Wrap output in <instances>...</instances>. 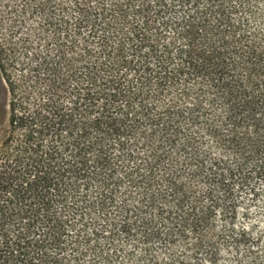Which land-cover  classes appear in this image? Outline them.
<instances>
[{
  "label": "trees",
  "instance_id": "1",
  "mask_svg": "<svg viewBox=\"0 0 264 264\" xmlns=\"http://www.w3.org/2000/svg\"><path fill=\"white\" fill-rule=\"evenodd\" d=\"M62 3L0 42V264H264V0Z\"/></svg>",
  "mask_w": 264,
  "mask_h": 264
},
{
  "label": "rangeland",
  "instance_id": "2",
  "mask_svg": "<svg viewBox=\"0 0 264 264\" xmlns=\"http://www.w3.org/2000/svg\"><path fill=\"white\" fill-rule=\"evenodd\" d=\"M115 1L118 2L119 0ZM62 2L63 7L70 10L74 0H62ZM80 2L84 6H90V8H96L99 2L105 6L114 4V0H80ZM36 3L37 0H0V42L6 43V41L12 40L17 43L22 37L33 36L38 25L37 21H39L38 16L36 17L34 13ZM7 97L5 84L0 77V142L5 134L4 121ZM232 256L230 251H223L219 264H235Z\"/></svg>",
  "mask_w": 264,
  "mask_h": 264
}]
</instances>
